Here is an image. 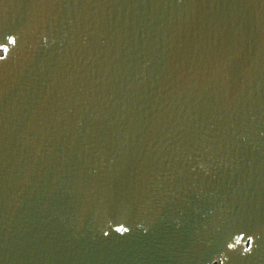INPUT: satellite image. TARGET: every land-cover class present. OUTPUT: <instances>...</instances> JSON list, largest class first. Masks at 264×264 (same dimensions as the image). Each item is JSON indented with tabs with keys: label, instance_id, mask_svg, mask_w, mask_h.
I'll use <instances>...</instances> for the list:
<instances>
[{
	"label": "water",
	"instance_id": "1",
	"mask_svg": "<svg viewBox=\"0 0 264 264\" xmlns=\"http://www.w3.org/2000/svg\"><path fill=\"white\" fill-rule=\"evenodd\" d=\"M0 264H264V0H0Z\"/></svg>",
	"mask_w": 264,
	"mask_h": 264
}]
</instances>
